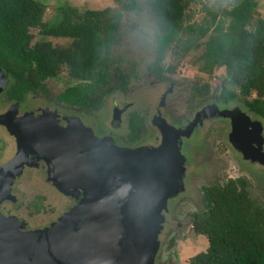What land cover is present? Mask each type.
Returning a JSON list of instances; mask_svg holds the SVG:
<instances>
[{
    "label": "trees",
    "instance_id": "trees-1",
    "mask_svg": "<svg viewBox=\"0 0 264 264\" xmlns=\"http://www.w3.org/2000/svg\"><path fill=\"white\" fill-rule=\"evenodd\" d=\"M230 10L209 14L200 24L185 23L183 0H146L157 23L153 40L156 60L150 69L164 71L170 50L177 60L201 51L198 70L211 75L224 68L219 101L227 106L240 98L247 110L264 119V19L257 17L256 0H233ZM138 0H127L135 11ZM47 6L36 0H0V70L12 78L11 89L45 88V81L66 76L77 83L58 95L71 106L98 109L113 90L126 84L113 59L112 47L120 15L110 10L85 11L65 5L54 21L44 22ZM39 40L32 44V31ZM47 38L69 41L52 46ZM167 71L174 72L175 67ZM123 79V80H122ZM209 86L194 87L208 96ZM134 135L139 127L132 120ZM203 209L192 215L194 234L206 237L208 248L189 264H264V203L243 177L201 188Z\"/></svg>",
    "mask_w": 264,
    "mask_h": 264
},
{
    "label": "rangeland",
    "instance_id": "rangeland-1",
    "mask_svg": "<svg viewBox=\"0 0 264 264\" xmlns=\"http://www.w3.org/2000/svg\"><path fill=\"white\" fill-rule=\"evenodd\" d=\"M38 2L44 3L47 6V10L44 16V22L54 21L61 7L69 5L70 7L78 10L80 13L85 11H103L110 10L109 20L113 19L114 15H120V26L118 28L115 42L112 47V54L114 61L120 63V67L123 71L129 73L134 72L138 75L137 78L131 79V85H147V76L144 74L146 64L149 62L150 57L154 49L153 40L157 34V23L154 17L152 8L146 3V0H138V8L135 11L126 9L127 0H36ZM186 4L184 16V24H200L204 19H209L211 13L222 14L224 10H230L234 4L233 0H183ZM257 3V17L264 19V0H256ZM34 44L39 40V36L36 30L32 31ZM46 41L52 46H67L69 41L64 39L47 38ZM201 51L192 52L186 56L183 60H177L169 50L165 55V60L163 62L164 73L162 77L165 84L169 83L179 84L181 86L180 97H176L177 103L174 108V113H166V118L162 117L159 113L153 116L154 118L148 119L151 123L149 128L152 133V129L158 131L160 134V141L156 146H146L140 145L135 148H122L118 147L112 138L110 137H99L97 136V127L92 126L94 121L99 120L94 116L91 118L92 122L85 119L83 123L77 115H72V117H65L57 112H53L49 109L40 108L39 114L29 113L25 114L22 118L26 121V124L34 128L36 136L34 142L41 139L46 147L52 149L58 148V152L71 153L74 152L73 146L78 152L77 156L87 151L88 137L96 145V142L106 144V147L110 145L116 149H121L123 151L154 154L159 152V149L163 141V133L165 129H177L186 130L188 126L193 122L196 115L203 111L210 105H214L215 109L220 111H234L236 109L240 110L242 113L247 115L252 122L260 123L261 125V136L264 139V119L250 113L245 103L255 97L253 94L250 98H240L235 102L224 106L220 103L219 99L211 101L208 106H204L207 102L208 96H202L200 92L194 91V87H201L207 84L209 88V94L211 97H218L220 90V82L222 77L225 75L224 68L214 69L211 75H207L198 70L199 64L195 63V58L199 56ZM168 67H175L174 72L167 71ZM146 73L149 74L148 69ZM77 83L74 79L68 78L65 71L61 73L59 78L47 80L45 83L46 88L52 91V99L60 94L64 89ZM9 83L4 87L8 88ZM12 85V84H11ZM10 85V89H11ZM159 86V85H158ZM193 88V89H192ZM3 89V90H4ZM9 89V88H8ZM186 89V90H185ZM132 90V89H130ZM136 92L133 94L128 93L126 99L124 96L118 93L115 95V101L123 105L124 100H137V96L140 90L134 89ZM185 90V91H182ZM157 91V92H155ZM158 89L152 91L150 97L151 105L155 104L158 100ZM160 93V92H159ZM113 98L108 99L106 105H104V111H108L107 108L112 107ZM172 104V105H174ZM149 106H143L137 102L135 108L131 109L130 112H136L137 114H142V111L147 112V110L153 109ZM203 107V108H202ZM170 111V110H169ZM115 116V113L112 114ZM169 118L167 119V117ZM4 116H0V126L5 125ZM116 118V116L114 117ZM109 119V118H108ZM117 119V118H116ZM114 119V122L117 120ZM21 121V119L19 120ZM60 121L66 122L67 125H61ZM174 123H187L184 128H178L172 125ZM30 123H33L31 125ZM115 123V124H116ZM204 123V125H202ZM202 124L196 127H192L187 131L190 133L189 136H181L178 140L174 142L183 143V138L186 141L181 145V154L185 159V174L181 178L180 182L175 184V189L177 192L174 196L170 197L166 201V206L162 210L161 215L163 216V222L160 225L159 233L157 236L158 250L163 254H166L170 260L173 261L177 257L180 264H189L190 258L206 251L208 248V241L206 237L201 235H183L180 234V238L175 240L174 246L169 249L171 234H174L176 230L182 229L177 226V224H182L184 228H188L187 222L190 220L191 215L202 208L201 201V187L208 186L212 183L219 182L221 180L234 179L237 177H243L249 181L253 189V193L260 197V200L264 203V165L260 163H252L250 160L244 158V152L237 150L232 141H229V135L232 132L231 119L229 118H205L202 120ZM147 127V126H146ZM199 128V131H196ZM164 130V131H163ZM173 131V130H172ZM11 135L15 134V130H10ZM20 132L23 131L20 129ZM174 132V131H173ZM34 134V137H35ZM228 134V138H227ZM149 136H146V138ZM193 136V137H192ZM153 138V133H152ZM240 140L245 139L243 135H239ZM26 142V140H24ZM149 141V140H148ZM246 142V140H243ZM28 142V139H27ZM29 143L32 144L29 148L39 154L38 160L44 161L47 166V181L52 184L49 180V165L47 161L43 158L39 151L34 149L36 143L33 144L31 138ZM172 143V142H168ZM244 143V142H243ZM152 145V143H149ZM184 146V148H182ZM247 146V145H246ZM81 151V152H80ZM56 152V151H53ZM263 153H264V143H263ZM6 166L0 168V193H3V180L2 171H5ZM2 184V185H1ZM181 187L183 190H181ZM36 190L28 188V197L39 199L42 197L46 202L44 204L51 205L53 202V197L48 190H45L41 184L39 187H34ZM55 188L62 194L66 196L77 197L76 192L65 193L60 191L56 186ZM5 190V189H4ZM6 192H9V187L6 188ZM28 192H31L30 194ZM50 193V194H49ZM44 195L47 197H44ZM80 198V199H81ZM79 202V201H78ZM42 204V202H40ZM75 206V205H74ZM73 206V207H74ZM72 207V208H73ZM54 209V207H53ZM71 209V208H70ZM69 209V210H70ZM68 210V211H69ZM67 211V212H68ZM52 214V213H51ZM64 215V214H63ZM62 215V216H63ZM3 217L2 215H0ZM49 214H40L38 218H35L32 223L19 222L14 217H8L6 219L10 224H12L19 232H30L43 230L50 227L51 224L57 222V220L50 222ZM37 219V220H36ZM167 220L166 229L164 221ZM49 224V225H48ZM44 225V226H43ZM48 225V226H47ZM164 226V227H163ZM28 227V229H27ZM165 229L163 236L161 238L162 245L159 241V235ZM166 234V236H164ZM164 242V243H163ZM161 246V247H160ZM157 250V253H158ZM156 253V255H157ZM154 257V264L155 258Z\"/></svg>",
    "mask_w": 264,
    "mask_h": 264
},
{
    "label": "water",
    "instance_id": "water-1",
    "mask_svg": "<svg viewBox=\"0 0 264 264\" xmlns=\"http://www.w3.org/2000/svg\"><path fill=\"white\" fill-rule=\"evenodd\" d=\"M7 83L0 70V89ZM214 117L231 119L229 141L245 159L264 165L260 123L238 109L220 111L214 105L199 112L185 131L163 130L162 145L154 154L95 145L88 137L87 151L77 156L76 146L74 152H58L38 139L34 149L49 165V180L65 193L81 191L82 198L43 230L19 232L0 216V264H154L161 212L185 174L181 144L174 140ZM105 157L115 161L114 166L103 168Z\"/></svg>",
    "mask_w": 264,
    "mask_h": 264
},
{
    "label": "flooded vegetation",
    "instance_id": "flooded-vegetation-1",
    "mask_svg": "<svg viewBox=\"0 0 264 264\" xmlns=\"http://www.w3.org/2000/svg\"><path fill=\"white\" fill-rule=\"evenodd\" d=\"M155 60L156 56L154 48L152 56L150 57V60L146 64L144 70V74L148 79L147 85L140 86L130 84L131 79L137 78L138 75H136L134 72L129 73L127 71H123L120 67V63H117L116 65L121 68L124 80H127L126 84L122 85V81L114 82L115 84L113 85V90H111V92H109L102 99L100 107L98 109L89 110H87L85 107L71 106L59 101V94H57L52 99V91H50L49 89H45L46 86L45 88L38 87V89H10L12 78L1 71L4 77L8 80L9 89H0V116L5 117L2 120H4V123H6L5 125L0 126V168H4L6 166L5 171H2V180L4 184L2 186L3 193H0V215L5 218L14 217L19 222H25L27 224L28 222L32 223V221H35L33 219L38 218L40 214L46 213L50 215V224L51 222L60 218L74 205H76L81 198V193H79L77 197L66 196L60 193L55 188L53 182L51 184L47 181L46 164L44 163V161L38 160L39 154H36L29 148L30 146H32V144L29 143L30 138L32 143L35 144L33 140L35 132L34 128L25 127V125L29 126L26 124V121L22 119L25 114H39V109L45 108L64 115L65 117H72V115H77L83 123H85V119L91 121V118L94 116V118L97 117L99 119L92 123V126L97 127V136L112 138V140L118 147L135 148L140 145H145V143H147L146 146H156L160 141V134L158 133V131L152 129V138L150 129L153 127L150 126L151 123L148 122V119L150 120V118H154L153 116L158 113L165 118L166 113H169V116L171 117L172 115L170 113H174L173 106H175V104L177 103L178 98L176 99V97H180L182 88L179 84L174 83H169L168 85H166L162 77L164 71L162 72L150 69ZM147 69L149 71V74L146 73ZM134 89L140 90L139 94L136 95L138 101L124 100L125 102L123 103V105L118 106L117 104L119 103L115 101V95H117L118 93L122 95L125 94L126 96H124V98L126 99L129 92L133 94L136 92ZM156 89L159 90L158 100L152 107L149 95L151 96V92ZM110 97L113 98L114 101L112 103L113 105L111 107V110L110 108H107L108 111H104V105H106ZM217 99L219 98L211 97V95H208V99L206 101L207 103L204 106H208L211 101ZM137 102L143 104V106L146 105L152 107L153 109L147 110V112L142 111V114H140V116L136 112H130L131 109L135 108ZM114 113L117 119L112 115ZM169 116L167 117V119L169 118ZM20 119L21 121H19ZM114 119H116L118 123H116V121L114 122ZM132 120H137L139 124L135 135L133 131L130 130V126L133 123ZM60 123H62L61 125L64 126L67 125V123L63 121H60ZM188 123L189 122L180 123V121L178 123H174V121H172V125L178 128H184ZM30 124L33 125V123ZM202 125H204V123ZM9 129L15 130V134L11 135ZM20 129L23 131L22 133L20 132ZM196 131H199V128L195 130V133ZM148 133L149 136L146 138ZM183 139L184 140L182 144L188 141L185 138ZM24 140H26V142ZM149 143H152V145H150ZM182 148H184V146H182ZM18 154H21L20 157H18ZM40 184L45 190H48L51 193L53 202H55V204L52 203L54 209L53 207H51V205L48 206L49 204H44L46 200H44L42 197L40 199L38 196L37 198L28 197V194L26 192L27 190H29L28 188L36 190V188L34 187H39ZM8 187L9 192H6L5 190ZM28 193L30 194L31 192ZM46 196L44 195V197ZM40 202H42V204ZM202 209L203 201L202 208L196 212H199ZM192 215L190 220L187 222L188 224H186L189 225L188 228H184L183 230L184 226L182 224H177V226L182 229V232L180 230H176L174 234L170 235L169 249L174 246L175 240L181 237L180 234L183 233V235L186 236L193 234ZM166 222L167 220L165 219L163 224L165 226H163L165 229L167 224ZM165 229H163L162 233L159 235V241L161 245V238ZM164 236H166V234H164ZM155 264L180 263L178 262L177 257L172 261L159 249L155 258Z\"/></svg>",
    "mask_w": 264,
    "mask_h": 264
},
{
    "label": "bare ground",
    "instance_id": "bare-ground-1",
    "mask_svg": "<svg viewBox=\"0 0 264 264\" xmlns=\"http://www.w3.org/2000/svg\"><path fill=\"white\" fill-rule=\"evenodd\" d=\"M114 164H115V161L111 160L109 157H105V158H103L102 161H101V166H102L103 168H104V166L107 167V168H111V165L114 166ZM83 170L85 171V168H83ZM80 182H81V183L84 182L83 178H80ZM16 240H17V239H16ZM13 248H14V250H17L16 247H13ZM17 257H18V255H16V258H17Z\"/></svg>",
    "mask_w": 264,
    "mask_h": 264
}]
</instances>
